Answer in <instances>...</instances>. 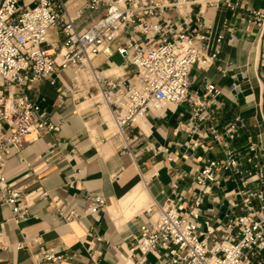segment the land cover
Wrapping results in <instances>:
<instances>
[{
    "label": "built area",
    "instance_id": "2783aa9c",
    "mask_svg": "<svg viewBox=\"0 0 264 264\" xmlns=\"http://www.w3.org/2000/svg\"><path fill=\"white\" fill-rule=\"evenodd\" d=\"M240 1L0 0V206L9 210L10 219L17 225L25 222L31 200L48 193L41 189L33 196L25 192V184L9 181L6 161L22 148L27 135L57 136L60 130L27 92L45 80L61 100L68 89L58 83V72L70 67L72 94L84 84L96 89L112 118L109 135L121 138L122 152L131 153L128 127L181 102L189 104L191 113L190 122L179 126L189 136L185 146L197 148L207 135L221 148V156L205 158L190 174L193 189L185 202L176 183L171 184L172 197L151 202L122 264H264V164L254 146L244 151L231 145L244 127L242 118L236 116L218 129L219 88L206 83L203 96L189 93L193 67L214 65L226 36L223 29L214 35L203 25L204 8L224 7L234 14ZM245 18L264 35V11L247 9L240 16ZM223 28L234 38L227 20ZM51 31L55 41L49 39ZM112 44L122 65L110 60ZM99 54L107 56L106 70L93 65ZM121 67H129L132 75L118 73ZM260 80L264 86V78ZM148 149L156 154L159 148ZM222 173L234 184L228 208L220 219L203 218L205 197ZM104 206V196L95 193L85 214L96 218ZM75 217L72 211L67 219ZM87 234L92 231L87 229ZM33 258L35 264L64 259L42 247Z\"/></svg>",
    "mask_w": 264,
    "mask_h": 264
},
{
    "label": "crops",
    "instance_id": "0c3cea01",
    "mask_svg": "<svg viewBox=\"0 0 264 264\" xmlns=\"http://www.w3.org/2000/svg\"><path fill=\"white\" fill-rule=\"evenodd\" d=\"M251 8L264 11V0H241L234 14L224 7L204 8L203 25L214 35L223 29L226 36L214 65L193 67L189 93L203 96L206 83L219 88L218 129L236 116L242 118L244 127L231 145L244 151L254 146L257 160L264 164V88L260 80L264 78V35L256 24L240 19ZM224 20L233 26L234 38L228 37ZM49 39L56 40L54 31ZM114 50L112 44L110 60L117 56L120 61L113 62L122 65L123 58ZM93 65L106 70L107 56L97 55ZM118 73L132 75L129 67L119 68ZM73 75L70 67L58 72V83L68 89L61 100L56 87L45 80L36 85L37 90L27 92L60 130L57 136L27 135L22 148L6 161L4 172L9 181L25 184V192L33 196L41 189L48 195L34 197L28 219L18 225L10 219L9 210L0 206V264H35L33 254L40 247L63 255L57 264H122L151 202L172 197V183L185 202L193 189L190 174L205 158L222 155L207 135L201 138V146H185L189 136L179 126L190 122L187 102L169 105L161 114L149 113L128 127L125 134L131 139V153L122 152L121 138L109 135L108 107L88 84L72 94ZM79 78L84 80V74ZM150 145L159 148L156 154L148 149ZM233 186L222 173L205 197L203 218L223 217ZM95 193L105 198L96 218L85 214ZM72 211L76 217L69 220ZM19 242L26 245L17 248Z\"/></svg>",
    "mask_w": 264,
    "mask_h": 264
},
{
    "label": "rangeland",
    "instance_id": "374dc122",
    "mask_svg": "<svg viewBox=\"0 0 264 264\" xmlns=\"http://www.w3.org/2000/svg\"><path fill=\"white\" fill-rule=\"evenodd\" d=\"M93 15H94V14H93ZM113 61H115V62H119L120 59H119L117 56H114V57H113Z\"/></svg>",
    "mask_w": 264,
    "mask_h": 264
},
{
    "label": "bare ground",
    "instance_id": "6f19581e",
    "mask_svg": "<svg viewBox=\"0 0 264 264\" xmlns=\"http://www.w3.org/2000/svg\"><path fill=\"white\" fill-rule=\"evenodd\" d=\"M260 87V86H259ZM264 88V86H262V82H261V89Z\"/></svg>",
    "mask_w": 264,
    "mask_h": 264
}]
</instances>
